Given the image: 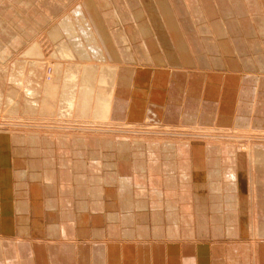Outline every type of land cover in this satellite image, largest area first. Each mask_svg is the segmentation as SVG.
Returning <instances> with one entry per match:
<instances>
[{
    "label": "bare ground",
    "instance_id": "obj_1",
    "mask_svg": "<svg viewBox=\"0 0 264 264\" xmlns=\"http://www.w3.org/2000/svg\"><path fill=\"white\" fill-rule=\"evenodd\" d=\"M59 1L62 3L59 4L54 0H0V7L8 8L4 15L8 12L12 14V18L3 17L6 24L0 20V127L19 129L27 126L32 128H30L32 131L25 129L24 132L0 130V235H15L16 220L22 213H27V210L28 212L30 210L27 204L35 208L33 211L35 213L34 220L26 218L24 220L27 228L32 227L37 235L45 236L46 228L50 230L57 227L55 224H49L48 227L45 225L46 213L42 207L43 188L40 189V187L43 184L45 188L50 189L51 185L47 181L35 179L36 166L32 168L28 162V149L36 146L39 141L45 143L48 139L50 141L54 138L56 141L68 139L63 133L53 137L49 134L51 130H47L49 128L38 129L41 126H50L54 127L56 131L58 129L61 131L63 127L58 125L61 123L71 124L76 128L79 124L88 126L89 122H96L98 124H92L91 127L103 126L102 131L109 135L102 140L112 143H115V137L121 143L127 142L124 136L129 135L128 132H132L136 128H158L161 131L162 129L163 131L173 129L177 134H182L175 128L187 127V132L184 131L183 134L201 133L204 138L222 137L225 131L220 127L207 125L208 114H205L207 110L204 112V108L208 104H213L211 89L216 83H219L221 88L219 103L223 104L226 100L224 92L227 89H223L228 85L237 92L233 102L239 106L237 109H239L240 116H246L247 112H256V114L264 116V74L232 72L211 77L206 72L158 66L163 64L161 55L150 52L144 39L141 42L139 39L128 36V32L130 34L132 31H137L141 37L143 32H147L151 38L156 39L157 26L153 25L155 21L152 16H147L150 12L148 13L147 10L144 12L143 0H136L139 6L135 5L134 7H136L135 10L139 8L142 17H144L145 25L143 27L145 29L140 27L136 21L133 15L135 10H130L129 0ZM67 2L69 4L65 6L64 4ZM236 3L238 2L236 1ZM239 6L240 4H238V8ZM151 11L155 12V9ZM55 13L57 14L54 15ZM216 17L218 16L216 15ZM26 19L31 21L30 24L37 29H44L40 37L31 42L27 41V36H30L33 30L28 27L29 23L26 22ZM256 22L258 23L255 24V28L263 33L264 25L259 20ZM220 25H222L221 22ZM138 30L141 32L139 33ZM122 48L130 51L129 59L133 63L125 62L122 57ZM141 52L142 54L146 53L145 59L140 57L142 56ZM152 70H164L167 73L158 74L159 72ZM183 73L194 74L188 76ZM256 80L258 81L255 83ZM152 91L154 95L151 94ZM228 97L231 96L228 95ZM81 118L89 119V122L74 123L75 119ZM155 120H159L157 127H155ZM84 129L87 128L83 127V130H80L81 133L76 135V141L92 142L93 144L101 141L95 131H92L94 128L89 126L88 130ZM179 141V143L164 141L163 145L165 150L168 146L175 148L176 151H186L188 155L195 154L192 175L196 191L197 189L201 190L200 187L206 188L208 176L218 179L220 188L218 187L216 192L221 196L218 210L224 217L225 223L223 224L227 226V233L231 232L233 224L229 215H224L223 208L237 210L241 204L239 210H241L244 219L240 224V231L247 237L250 232L253 235L255 224L253 220V227L251 226L248 209L254 207L261 214L264 209L259 207L261 201L259 203L257 201V204L249 202L250 199L245 191L251 187L247 184L250 175L256 181L254 184L260 185V182H264L263 173L262 175H259L260 172L253 173L247 165L248 163L240 173H236L233 167L221 173V157L213 159L212 154L223 153L225 157L222 159L225 160L230 159L232 155L235 157L237 154V156L245 158L246 162L253 161L252 165L258 169L264 166L263 147L260 146L257 151L254 147V160H252V150L250 151L246 146L245 148L244 146L224 148L225 144L209 145L206 143L203 145L202 142H198L188 151V145L184 147L187 144L185 140L180 139ZM20 145L23 155L20 154ZM206 154L210 159L205 157ZM107 155L111 156L110 153ZM93 161L95 164L97 162L101 165L103 160L96 161L95 158ZM105 161L108 163V168L117 171L116 166L118 165L115 164V159L109 157ZM118 164L120 166L119 174L122 177L126 174L128 177L132 173L128 169V171L126 170L123 163L118 162ZM210 165H213L211 172H209ZM38 173L40 176V172ZM30 177L34 180L27 184L26 179ZM141 183L136 178L132 180L133 187L137 184L143 189ZM262 184L264 185V183ZM106 185H104V190L116 202L118 190L112 187L107 188ZM114 190L115 193L112 194ZM163 194L160 192L161 196ZM247 203L250 206L248 209H246ZM113 211L110 214L108 211L109 216L116 213L117 208L114 207ZM86 212L80 214L81 221L69 220V226H63V237L68 236L67 234L72 232L73 227L82 224L88 216L92 220L91 224L102 222V218L95 217V214L92 215L89 211ZM53 214L50 213L51 216ZM152 214L155 219L160 211L153 210ZM113 215L118 218L120 214ZM199 216L201 218V215ZM135 219L138 222V217ZM201 222H204L203 218ZM199 226L200 229H205V226H201V224ZM250 227L253 229L249 232ZM55 244L49 246V252L46 255L38 257L39 259L36 258L35 263L27 259V264H82V244L74 240ZM166 245L156 240L151 243L142 242L139 244L134 242L119 244L105 240L90 246V257H86V262L87 264H152L154 261L156 262L153 258L154 253H161L165 250H169L171 253L180 249L179 245H171L168 249ZM12 249L7 244L3 246V242L0 240V264H17ZM37 249L36 252H43V250ZM232 249L234 248L232 247L230 250L232 251ZM166 251L164 254L167 253ZM164 254L162 255L164 256ZM156 263L158 264V261Z\"/></svg>",
    "mask_w": 264,
    "mask_h": 264
},
{
    "label": "crops",
    "instance_id": "obj_2",
    "mask_svg": "<svg viewBox=\"0 0 264 264\" xmlns=\"http://www.w3.org/2000/svg\"><path fill=\"white\" fill-rule=\"evenodd\" d=\"M129 1L130 10H135L137 1ZM249 1L143 0L144 12L145 10L150 12L147 16H152L155 21L153 25L157 26L156 39L151 38L147 32L142 33L143 38L137 31H132L130 34L128 32V36L141 42L144 39L150 52L161 55L163 64L160 62L162 65L158 66L206 72L211 77L232 72L264 74V29L261 33L255 28L258 20L264 25V0H252L254 4ZM68 2L65 4L70 3ZM238 4H240L239 8ZM7 9L6 6L0 7V20L5 24L7 23L5 17L12 18L10 12L4 15ZM153 9L155 12L151 11ZM133 15L140 27H143L145 20L139 8L133 12ZM121 51L125 62L133 63L129 59L130 51L126 48H122ZM143 54L141 52L140 57L145 59L147 55L145 52ZM211 111L214 113L213 110ZM170 148L167 146L164 150V147H159L157 144L143 142H125L118 145L111 141H99L96 144L68 140L42 144L39 141L36 146L28 149V158L30 165L36 166L35 179L47 181L51 185L45 197L49 202L47 204L50 207L49 212L54 214L53 217L48 216L46 221L49 223L52 219L54 222L53 218L56 217V220L59 218L60 221L65 222L75 218V215H78L75 220L81 221L80 214H84L85 211L103 219L102 222L91 224L92 220L88 216L89 219L87 218L77 227L74 226V231L67 235L78 239H89L90 234L96 238H101L102 235L106 238H119L117 228L125 224L124 227L129 230L127 236L130 238L170 237L177 240L180 234L181 238L188 240L201 236L197 234V230L204 217L208 225L220 226L224 222V217L218 210L220 200L215 194L218 187L220 188L218 179L208 176L206 188L200 187L201 190L197 189V192H194L188 160L184 158L182 160L174 148L173 152ZM19 150L23 155L21 145ZM108 153L111 156H108ZM109 157L116 160L117 171L110 167L108 169L107 166L100 167L93 161L95 158L96 161H105ZM118 162L123 163L126 170L132 172L128 177L127 174L123 177L119 174ZM229 164L231 163L226 165ZM212 166L210 165L209 172ZM133 178L138 182L144 181L145 192H142L141 187L133 188ZM103 185L118 190L116 202L110 198L111 196L107 198L103 194ZM151 186L162 190L163 196L150 197L148 191L152 190ZM42 188L44 189L43 184L40 189ZM114 193L115 190L112 194ZM150 206L160 211L154 220L148 214ZM114 207L117 211L113 214H120L117 215L118 218L113 214L109 216ZM198 212L201 214L200 219ZM134 213L138 217L136 226ZM229 218L234 224L233 228H237L235 214H231ZM54 236H59V233Z\"/></svg>",
    "mask_w": 264,
    "mask_h": 264
},
{
    "label": "rangeland",
    "instance_id": "obj_3",
    "mask_svg": "<svg viewBox=\"0 0 264 264\" xmlns=\"http://www.w3.org/2000/svg\"><path fill=\"white\" fill-rule=\"evenodd\" d=\"M54 1H57L59 4L62 3L59 0H54ZM64 5H66V4H64ZM57 13H59V12H57ZM57 13H55L54 15H56ZM26 22L29 23L28 27H30L33 30V32L30 34V36H27V39H28L27 41L31 42V41L37 39V37H40L41 33L44 32V29H37L34 25L30 24L31 21H29L27 19H26ZM16 23H18V22H16ZM143 66H145V65H143ZM161 69H163V68H161ZM152 71L159 72L158 74L167 73L164 70H160V71L152 70ZM183 74L190 76L194 73H183ZM199 74H201V73H199ZM225 74H229V73H225ZM225 74H223V75H225ZM227 77H229V76H227ZM148 78H150V77H148ZM257 81L258 80H256L255 83ZM240 83H242V81ZM217 87H219V88L217 89ZM227 87H229V88H227ZM214 88H216V89H214ZM118 89H121V88H118ZM211 90H212V95H211L212 99L211 100H212L213 104L212 105L208 104L206 106L207 108L206 107L204 108V112L207 110L205 112V114H208L207 119H206V120H208L207 125H209L211 127H215V126L220 127V129L225 131L223 133L222 137L204 138L201 135V133L183 134L184 131L187 132L186 131L187 127L175 128V130H180L179 132L182 134H177L176 132L173 131V129H166L165 131H163V129H162V131H161L158 128H156V129H150V128L137 129L136 128V130L134 129V131H132V132L129 131L128 132V133H130L129 135L124 136L125 139H127V143L128 142L129 143L143 142L145 144L151 143V144H157L159 147H164V145H163L164 141H173L175 143H179L180 142L179 140L182 139V140H185V143H187L184 145V147H187V145H188V147H189V148H187L188 151H190L192 149L190 147H192L193 145H195L198 142H202L203 145L206 143H208L209 145H224L225 144L224 148H229V147L234 148L236 146H238V147L244 146V148H245V146H246V147H248V149L250 151L252 150V158L251 159L254 160V157H253L254 147H255L256 151H257V148L259 150L260 146L263 147L262 149H264V116L256 114L255 111H254L255 113L247 112L246 116H244V117L240 116L238 113L239 109H237V107L239 108V106H237L233 102L236 99L235 96H237V92H236V90L231 89L230 86H228V85H226L225 88L223 89V90H226V92H224L225 93L224 96H225L226 100H224L223 104L219 103L220 90H221L219 83H216ZM151 94L154 95V92L152 91ZM228 95L231 96L232 98L228 97ZM228 98H230V99H228ZM233 98H235V99H233ZM227 107H229V108H227ZM212 109H213L214 113H212V111H211ZM236 116H238V117H236ZM88 120L89 119L86 120L83 118L75 119L74 123L89 122ZM154 122H155V127H157L159 120H155ZM92 124H98V123L89 122V125L87 124L88 126L79 124L76 128L74 126L72 127L71 124H62L61 123V124H58V125H60L61 128L63 127L62 129L59 127L61 129V131H58L59 129L56 131V129L54 127H50V126L49 127H42L41 126V128H38V129L49 128L47 130L48 131L51 130V133H49V134H51L53 137L58 135V134L63 133L67 136L68 141L74 142V141H76L75 140L76 135L81 133L80 130H83V127L87 128L84 130H88V128L90 126V128H94V129H92V131H95V134L99 138H101V142H105L104 140H102V138L108 136L109 134H105L102 131L103 126L96 125L95 127H91ZM25 127L26 128L20 127L19 129L18 128L9 129V128H5V127H0V130L19 132V131H23V130L27 129L28 131H32L31 127H27V126H25ZM81 127H82V129H81ZM43 131H45V130H43ZM89 135H91V133H89ZM114 139H115L114 141L116 144H118V145L122 144L119 140H117L118 139L117 137H115ZM42 140H44V139H42ZM52 142L57 143L58 141H56L54 138V139H51V141H50V139H48L45 143L51 144ZM40 143H41V141H40ZM42 144H44V143L42 142ZM170 149L173 152V148H170ZM164 150H165V148H164ZM174 150H175V148H174ZM176 153L179 154V156L181 157L182 160H183V158L188 160L189 166L191 169V174H193V170H194L193 167L195 164V154L192 153L191 155L190 154L188 155V153H186V151L183 152L180 150L179 151L177 150ZM183 155L185 157H183ZM212 156H213V159L214 158L219 159V156L221 157V160H220V168L222 171L221 173H223L224 171H226V169H229L231 167H233V169L236 171V173H238V172L240 173L242 171V169L246 166V163H248L247 165L251 168L250 170H252L253 173H257V172L259 173L260 172L259 175L260 174L262 175V173H263V178H264V166L262 168L256 169L254 167V165H252L253 161L249 162V160H248V162H246L245 158L237 156V154L235 157L232 155L231 158L227 159V160L222 159V157H225L223 153L220 155H218V154L216 155V152H215V155L212 154ZM263 156H264V152L262 153V157ZM205 157L207 158V157H209V155L206 154ZM209 159H210V157H209ZM28 162L30 163L29 160H28ZM223 162H224V164H223ZM229 162L231 164L226 165ZM107 164L108 163L106 161L101 162V165L104 168H106ZM222 164H223V166H222ZM101 165H99V166L101 167ZM32 168H34V166ZM259 175H257V176H259ZM257 176H255V177H257ZM192 177H193V175H192ZM31 178L32 177L26 179L27 184L32 182V180H30ZM254 182H256V181L253 179V176L250 175V180L248 181L247 184H248V186L250 185L251 187L247 186L248 188L245 191V194L249 197V199H250L249 202L251 201V203H253V204H257V201H258V203H259V201H261V203L259 204V207L264 209V185L262 184L264 182L263 181L260 182V185H258V183H257V185H255ZM141 184L143 187V189H141V190H142V192L143 191L145 192L146 187L144 185V181H142ZM133 188H139V187L136 184V185H134ZM151 188H152V190L150 189L149 190L150 192L148 191V193H149L150 197H152V198L153 197H156V198L160 197L161 196L160 192L164 193L160 189H158V190L155 189L156 187H154V186H151ZM102 189H103L102 190L103 194L108 197V194L104 190V185H103ZM42 190H43L42 207L45 210L44 213H46L45 214V217H46L45 221H46L47 217L51 216L50 215L51 212H49L50 207H48V205H47L49 202L46 200V197H45L48 188L44 187V189H42ZM193 191L197 192L196 189H193ZM215 194L218 195L219 200H220L221 199L220 194L218 192H216ZM237 194L239 195V192H237ZM240 205L238 206L239 208H241ZM27 206H28V208H30L29 212L27 210V213H22V215H20V217L16 220L17 226H16L15 235L14 234L13 235H10V234L9 235H6V234L0 235V240L3 242V246L5 244H7L8 246H11L13 248L12 250L14 252V255L16 256L17 264H24V263L27 264V259L32 260L35 263L36 258L39 259L42 255H46V253L49 252V246H51L53 243L61 244V242L68 241V240H71V241L74 240L77 243L83 245L82 246V248H83L82 254L83 255L81 256L82 264H87L86 257H90V246L92 244H99L101 242H104L105 240H106V242H108V241L117 242L119 244H127V243H133V242L138 243V244L142 243V242L151 243V242H154L156 240V241L162 242V244H165V245L167 244L166 245L167 249L169 247H171V245H179L180 246L179 248L181 250L180 249H177L178 251L174 250V252L172 251L173 253L171 252L172 254L170 253L169 250L168 251L165 250L169 254H167V253L164 254L165 251H163L161 253H154L153 258H154V260H156V262L158 261V264L159 263L160 264H162V263L163 264H165V263L166 264H171V263L172 264H224V263L225 264H264V210H262L263 211L262 214H261V212L256 210L254 207H252L249 210L248 208L250 206H248V203H247L246 209H248V211L250 212V218H251L250 223L252 224L253 220H254V224H255L254 229L252 228L253 224L251 225L252 227H250L251 229L249 228V232L252 229L254 230L253 235H251V232H250L249 236L247 237L246 234H244L242 231H240L241 230L240 224H241V222H243L242 219H244V218H243L241 210H239V208L236 210L235 208L230 209V208L224 207L223 208V210H225L224 215L230 216L231 214H235V216H236L235 220L237 221V224H235V225H237L239 227L233 228V226H232V229L230 230L231 232H229L230 233L229 234V233H227V229H226L227 226L225 224H223V223H225V221L222 224H220V226L213 227V226L208 225L207 219H206V217H204L205 218V219L203 218L204 222H201L200 224H201V226L202 225L205 226V229L202 230L199 228L197 230L199 232V233L197 232V234L201 235V236H197L199 238H193V239H188V240L186 238H181L180 234H178L179 237L177 240L170 239V237L164 238V239H157V238L148 239V238H138V237L130 238V237H128L129 236L128 235L129 230H126L127 228L124 227L125 224H122V226L119 225V228H117L119 230V234H118L119 238H115V239L114 238L113 239L112 238H106V237H103V235L101 236V238H96V237L91 236V234H90L89 239H78V238H75L74 236H72V237L66 236L67 237L66 238V237H63V235H62V229H63V226H65V225H66V227L69 226V221L62 222V221H60L59 218H58V220H56V217L53 218L54 222L51 219L49 223L47 221L45 223L46 227H48L49 224L57 225L56 229L48 230L46 228V235L45 236L37 235L33 231L32 227L27 228V225L25 226L24 220L30 219L31 221H33L35 218V213H33V211H35V208L29 204H27ZM153 210H157V209L154 208L153 206H150V211L148 214L150 215V217L152 219H153V217H152L153 216V214H152ZM227 210H229V211H227ZM219 212H221V211H219ZM197 214H198V216L201 215L199 212ZM133 215L135 217H137V214L134 213ZM221 215H222V213H221ZM77 216L78 215H75V218H77ZM202 216H205V215H202ZM135 217L133 219L135 222L134 225L136 226L137 222H136ZM222 217H223V215H222ZM75 218H73V219L75 220ZM73 219H70V220H73ZM258 222H259V224H258ZM29 229L31 230V233H29L30 232ZM28 230H29V232H28ZM72 231H74V229ZM149 231H150V229L148 230V233H149ZM104 232H105V229L103 231V234H104ZM53 233H54V235H58V233H59V236H54ZM177 233H178V231H177ZM241 236H243V237H241ZM232 247L234 249H232V251H231L230 249ZM37 248H39V251L43 250V252L42 253L36 252V250L38 251ZM36 253H38V254H36ZM162 254H164V256ZM165 255H166V258H165ZM168 255H169V257H168ZM176 255H177V257H176ZM229 256H230V259H229ZM164 258L166 259V261ZM168 258H169V260H168ZM162 260H163V262H161ZM156 262L154 261L152 264H157Z\"/></svg>",
    "mask_w": 264,
    "mask_h": 264
}]
</instances>
